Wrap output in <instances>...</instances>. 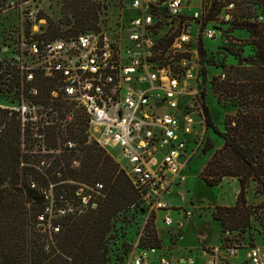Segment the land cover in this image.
<instances>
[{
  "label": "built area",
  "instance_id": "obj_1",
  "mask_svg": "<svg viewBox=\"0 0 264 264\" xmlns=\"http://www.w3.org/2000/svg\"><path fill=\"white\" fill-rule=\"evenodd\" d=\"M43 1L0 0V21L7 22L0 30V100L7 104L0 108L18 121L19 146L33 159L22 165L37 167L47 182L30 220L44 250L56 247L63 221L96 210L106 197L103 183L69 176L96 144L124 163L146 208L123 264H264V197L244 227L222 229L219 246L185 255L174 246L183 234L171 210L188 221L193 213L168 202L204 144L200 55L213 52L205 39L244 46L249 39L232 33L264 21L254 0H87L91 27L46 38ZM159 212L166 213L169 247L159 237L158 244L147 241L148 224L159 229Z\"/></svg>",
  "mask_w": 264,
  "mask_h": 264
},
{
  "label": "trees",
  "instance_id": "obj_2",
  "mask_svg": "<svg viewBox=\"0 0 264 264\" xmlns=\"http://www.w3.org/2000/svg\"><path fill=\"white\" fill-rule=\"evenodd\" d=\"M254 4L264 16V0H254ZM82 14H91L93 17L92 5ZM82 16L78 18L77 24L87 27V15ZM243 25L249 32L248 52L253 54L248 58L240 57L238 64L227 70L224 79L214 77L211 81L217 102L234 109V113L226 116L223 130L215 125L204 102L205 92L201 91L205 126L223 139V146L213 153L200 172V177L208 186L218 185L225 177L236 178L240 184L235 204L231 207L217 206L213 213L214 219L221 222L223 230L225 227L238 228L247 224L251 207L247 203L246 193L250 182L257 185L258 191L264 189V21ZM243 47L220 46L217 52L239 55L244 51ZM200 56L201 63L206 66V53L201 51ZM205 73L203 67V80H206ZM3 125L5 127L0 134V264H123L141 224L126 228L124 223H119V220L124 219L119 212L112 217L107 233V221L120 207L139 200V196L124 171L119 172V166L112 157L98 145L92 144L86 149L81 166L69 169L70 177L81 181L96 174L101 164L100 179L110 191L106 203L98 210L104 222L94 220L96 216L85 217L81 223L73 222L81 217L66 220L72 225L66 229L62 225L56 247L47 253L44 239L30 228L31 211L36 205L41 206L40 189L43 187L37 184V188L30 187V178H35L29 173L31 168L22 165L18 121L14 116L9 118L6 110L0 111V129ZM211 148L212 142L207 141L202 153L206 154ZM41 180L45 187L47 182ZM143 211L146 208L141 204L140 214ZM153 229H147V241L158 244ZM88 239L97 249L98 255L87 244ZM75 249L78 253L72 261L63 259L61 251L70 254ZM53 254H56L55 257L50 258Z\"/></svg>",
  "mask_w": 264,
  "mask_h": 264
},
{
  "label": "rangeland",
  "instance_id": "obj_3",
  "mask_svg": "<svg viewBox=\"0 0 264 264\" xmlns=\"http://www.w3.org/2000/svg\"><path fill=\"white\" fill-rule=\"evenodd\" d=\"M90 6L87 0H44L42 2V10L41 14L42 17L45 18L46 23H44L46 32L44 34L45 38L50 36H60V35H73L80 29H84L86 27H81L77 24L78 18H83L87 15L88 19V26L92 25L94 23L93 17H91V14H82L83 11L87 9V7ZM77 13V14H76ZM81 15V16H80ZM7 24L5 21H0V30ZM91 27V26H90ZM232 35H234L235 38L243 41L244 43L249 39V32L246 28H240L233 31ZM221 44V38L218 36L216 40L211 39H205V45L207 49H209L210 53H206L207 60H206V66H203L206 70L205 73V79L202 80V83L199 85L200 91L204 90L205 96H204V102L208 106L210 110V114L212 116V119L215 123V125L220 129H224V120L226 116L234 113V109L229 105H221L217 102V98L213 92V89L211 88V81L214 77H220V79H224L225 74L227 73V70L231 66H236L241 58H248L253 53L248 52L250 49L246 42L244 44V51L239 53V55H228V54H220L218 53V47ZM217 52V53H216ZM201 102V99H200ZM0 104H7L0 100ZM0 111H4L2 108H0ZM202 116V115H201ZM203 118V117H202ZM203 126L205 128L204 130V144L201 145L198 153L194 155L193 160L190 165V170L188 171L187 178L185 182L183 183L182 189H177L174 191L173 199L177 198L178 200L174 203L176 204H182L187 209H190L191 211H194L195 215L192 218L190 223H184V227L182 230H184L183 238L181 240H175V243L180 244V246L189 247H201L202 245L205 246H219L220 236L222 232V224L219 220L214 219L213 213L216 211L217 206L219 205V202L226 203L228 206H222V207H231L235 204V195L240 188L239 181L235 178L231 177H225L218 185L215 186H207L202 181L201 177L199 176L200 172L203 170L205 165L207 164L208 160L211 158L213 153L221 149L223 146V139L216 134L212 129L206 128L204 125L203 120ZM13 132V131H12ZM207 141L212 142L213 148H211L206 154L202 153V150L205 146V143ZM106 154L110 155L114 162L118 164L119 172L121 170V165H124V163L120 160V158H117L114 154V151H106L104 150ZM22 152V162L24 164H32V157L27 153V151ZM31 168V171L29 173L33 174L35 183L38 185V187L42 188L44 187V183L41 180V173L38 170L37 167H32L30 165H27ZM101 164L99 165V171H97L96 174L92 175L89 178H83L81 181L84 182H90V181H99L103 183L105 187V194L106 197L104 200H102L99 204V207L92 211L87 213L84 216H81V218L77 219L76 221H73L74 223H81L85 217L90 216H96L94 220H101L104 222V219L101 218V215H99L98 210L100 207H103L106 203L107 199L109 198V187L106 188L105 183L100 179L101 177ZM70 176V175H69ZM80 181V180H78ZM68 184V183H67ZM70 185V184H69ZM256 184L254 182H250L247 193H246V199L248 205L253 208L254 205L259 203L263 197H264V189L257 190ZM61 186L58 185L57 191L60 190ZM56 191V192H57ZM190 193V195L188 194ZM175 201V200H174ZM179 202V203H178ZM193 203L194 206L191 205ZM142 202L138 199L135 200V202L129 203L127 205H124L120 207L117 212L110 217V219L107 221V228L109 233L110 227H111V219L112 217H115L120 212L122 217L124 219L119 220V223L121 225L125 224V227L127 228L129 225L131 227H134V224H137L138 226L142 224L144 220L145 211H143L141 214L139 212V209L141 207ZM172 206V205H171ZM134 208V213L132 212ZM40 209V205H36L34 209L31 211L33 216L31 217V220L34 218V214ZM183 211L174 209L171 210V213L174 217V226L173 228H177L178 224V213H182ZM166 213L159 212L157 214V227L163 228V221L162 218L164 217ZM62 222V221H61ZM124 223V224H123ZM64 225V229L68 228L72 225V222L63 221L61 223V226ZM149 230L153 229L151 224H148ZM156 232V236L165 239V243L168 242L169 245L172 244L171 236L167 231H163L161 229H153ZM106 233V235H107ZM104 236V238L106 237ZM38 238V237H37ZM40 238V237H39ZM60 237H58L59 240ZM76 239V238H75ZM161 240V239H160ZM183 240V241H182ZM61 239L59 240V242ZM41 244V243H39ZM87 244L89 247H93L92 251H95V255L97 254V249L94 248L93 243L90 242L88 239ZM178 246V245H174ZM179 246V247H180ZM184 247V248H186ZM61 251V250H60ZM242 254L244 251H240ZM63 259H67L68 261H72L74 255L78 253L77 249L73 250L72 253L68 252H60ZM56 254H53L50 256V258L55 257ZM98 255V254H97ZM30 264V263H27Z\"/></svg>",
  "mask_w": 264,
  "mask_h": 264
},
{
  "label": "crops",
  "instance_id": "obj_4",
  "mask_svg": "<svg viewBox=\"0 0 264 264\" xmlns=\"http://www.w3.org/2000/svg\"><path fill=\"white\" fill-rule=\"evenodd\" d=\"M205 130V129H204ZM192 160H193V158L192 159H190V161L188 162V164H187V166L185 167V169H184V174L186 175V178H187V174H188V171L190 170V165H191V162H192ZM199 176H200V174H199ZM236 179V178H235ZM186 180V179H185ZM237 180V179H236ZM202 181L204 182V184H206L205 183V181L202 179ZM207 185V184H206ZM182 186H183V184L181 185V186H177L176 185V183H174L173 185H172V194L168 197V202L171 204V205H173L174 207H183V208H185L184 206H182V204H176V203H174V202H176L178 199L177 198H175V199H173L172 200V196H173V194H174V191L175 190H177V189H182ZM208 186V185H207ZM238 191H239V189H238ZM238 191H237V193H238ZM237 193H236V195H237ZM189 195H190V193H188ZM236 195H235V201H236ZM175 200V201H174ZM179 203V202H178ZM191 205L192 206H194L193 205V203H191ZM219 205H221V206H228V204H226V203H222V202H219ZM185 209H187V208H185ZM187 210H190V209H187ZM191 211V210H190ZM192 213H193V216H192V218L194 217V215H195V213H194V211H192ZM177 217H178V219H177V221H179L181 224H182V229H183V227H184V223H190L191 222V220L190 221H188V220H185V219H182V216H181V214H178L177 215ZM174 218V217H173ZM159 229H161V230H163V231H166L165 229H163V228H159ZM158 229V230H159ZM183 231V233H184V230H182ZM160 239H161V241H162V243H163V246H167V247H169V246H171V245H169L168 244V242H166L165 243V239H162L161 237H160ZM183 241V240H182ZM174 242V241H173ZM175 245H178L177 247L179 248L178 249V251H179V254H181V255H185V254H193V253H197L198 251H199V249L201 248V247H194V246H189V247H186V246H184V247H186V248H184L183 246L181 247L180 246V244H178V243H175ZM180 246V247H179Z\"/></svg>",
  "mask_w": 264,
  "mask_h": 264
}]
</instances>
